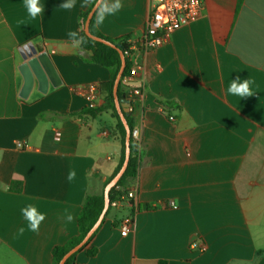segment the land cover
<instances>
[{"label":"crops","instance_id":"0c3cea01","mask_svg":"<svg viewBox=\"0 0 264 264\" xmlns=\"http://www.w3.org/2000/svg\"><path fill=\"white\" fill-rule=\"evenodd\" d=\"M63 2L40 0L45 11L33 20L23 0H0V264H52L53 248L78 235L86 197L103 192L121 160L101 88L111 71L67 35H81L80 15L90 5L77 0L69 11ZM121 2L99 31L140 37L150 0ZM203 3L196 21L138 55L144 70L125 82L143 91L129 113L138 130L137 175L121 188L136 196L111 209L78 264H264V0ZM29 43L47 53L61 84L43 92L36 81L24 98L19 67ZM238 76L254 81L253 96L226 92ZM89 87L96 88L92 109L101 111L73 116L91 109ZM29 204L46 215L38 234L21 215ZM127 219L131 231L122 236Z\"/></svg>","mask_w":264,"mask_h":264},{"label":"trees","instance_id":"16d2710c","mask_svg":"<svg viewBox=\"0 0 264 264\" xmlns=\"http://www.w3.org/2000/svg\"><path fill=\"white\" fill-rule=\"evenodd\" d=\"M92 9V5L89 6V8L82 12L80 15L81 21H82V27L83 30L81 31V36L85 38L87 43L82 45V49L84 51H89L91 52V61L97 65H100L102 67H105L111 71V79L107 82L101 83V88L107 95V109L111 110L113 117L117 121L116 129L118 132L119 140L121 142L122 150H121V160L120 163L113 174V176L104 183V188L108 184V182L120 171L124 160H125V142H126V131L124 128V125L117 113V110L115 108L114 104V96H113V86H114V81L116 79V76L120 70L121 67V58H120V53L117 48H113L110 46H107L103 43H99L94 41L93 39L89 38L85 32H84V26L86 23V20L88 18L89 12ZM90 32L96 36L103 38L107 41H110L114 43L117 47L122 49L123 52H125L128 49V44H127V38H117V39H112L109 37L104 36L99 29L95 26V14L93 18L91 19L90 22ZM130 61L127 60V65L126 69L124 71V74L122 76V79L120 81L119 87H118V98L121 103H125V78L128 75L129 69H130ZM101 110L100 109H86L82 111L81 113L78 114H73V116L77 115H82V114H89L92 116H95L98 114ZM126 119L127 122L131 128V131L133 130V121L130 117V114H126ZM130 148H131V156H130V161L128 164V167L118 182V184L112 188L110 191V202L114 201L117 199L118 195H120V192L118 191V188H124L125 183L128 179L134 178L137 175V170H138V150L135 148V140L131 137L130 141ZM12 190L15 191H20L21 190V183L20 182H13L12 184ZM105 204L104 200V189L103 192L100 195H89L86 197L83 207L79 213L78 216V235L71 237L66 241L65 244L59 245L53 248L52 250V264H60L62 258L64 255L73 247L78 245L86 236L88 231L93 227V225L96 223L98 220L100 214L103 211ZM112 207H109L106 216L109 214L111 211ZM105 216V217H106ZM101 227V226H100ZM99 227V229H100ZM99 229L94 233V235L90 238L88 243L84 245L78 252L73 254L66 262L65 264H78L77 263V256L80 252L85 250L89 243L92 241L96 233L99 231ZM97 254V250L95 248L90 249L87 251V255L89 257H93Z\"/></svg>","mask_w":264,"mask_h":264},{"label":"built area","instance_id":"2783aa9c","mask_svg":"<svg viewBox=\"0 0 264 264\" xmlns=\"http://www.w3.org/2000/svg\"><path fill=\"white\" fill-rule=\"evenodd\" d=\"M151 11L145 23L143 32L138 38H130L127 40L128 49L124 52L126 60H129L131 65L125 82L138 75L144 70L142 62L139 60L138 55H147L157 48L169 42L172 34L180 29L182 26L188 25L196 21L203 10V0H150ZM82 91V90H81ZM87 93L89 97L91 108L94 106L96 97V88L89 87L83 92ZM143 95L142 89L125 84V103L128 104V113L134 111V102L141 98ZM164 111V109H163ZM171 121L175 118L169 116ZM131 137L134 140L138 139V130L131 131ZM20 149L27 148L28 145L19 142ZM120 195L117 199L110 202V207L118 209L123 205L128 204L136 196L135 190L124 191L118 188ZM174 207V204H170ZM132 220H124L120 225V233L122 236H127L131 231ZM192 249L204 251L205 246L192 244Z\"/></svg>","mask_w":264,"mask_h":264},{"label":"water","instance_id":"95a60500","mask_svg":"<svg viewBox=\"0 0 264 264\" xmlns=\"http://www.w3.org/2000/svg\"><path fill=\"white\" fill-rule=\"evenodd\" d=\"M95 12L93 10V7L91 11L89 12L88 18L86 20L85 26H84V32L85 34L93 39L96 42L103 43L107 46L117 48L120 53L121 58V67L120 70L116 76V79L114 81L113 86V96H114V104L115 108L117 110V113L124 125L125 131H126V142H125V160L124 163L120 169V171L108 182L104 189V208L102 213L100 214L98 220L93 225V227L88 231L84 239L75 247L70 249L62 258L60 264H65V262L76 252H78L84 245L88 243L90 238L94 235V233L99 229V227L102 225L103 220L106 216V213L110 207V191L112 188H114L122 176L124 175L131 156V148H130V141H131V128L127 122L126 114L128 113V104L127 103H121L118 98V87L120 84V81L122 79V76L124 74V71L126 69L127 60L124 55V52L122 49L117 47L114 43L107 41L103 38L96 37L90 32V22L93 18ZM22 57L24 60V63L19 67L20 72L23 75L24 78V87L22 90V97H26L27 94L32 90L35 82L37 81L39 84V89L43 92L46 91L48 83L51 82L54 87H57L61 84V82L58 79L57 73L55 69L53 68V65L51 64L50 58L47 55V53H38L36 48L33 46L32 43H29L28 45H25L22 49Z\"/></svg>","mask_w":264,"mask_h":264},{"label":"clouds","instance_id":"9594fccd","mask_svg":"<svg viewBox=\"0 0 264 264\" xmlns=\"http://www.w3.org/2000/svg\"><path fill=\"white\" fill-rule=\"evenodd\" d=\"M24 7L27 11L28 17L35 20L40 17L44 11L45 7L40 4V0H23ZM92 5L95 12V26L99 28L103 25L106 17L115 15L122 7L123 4L121 0H82L80 4L81 8H86ZM77 6V0H64L60 4V8L64 10H72ZM20 24H24L25 21H19ZM69 40L71 41L72 47L80 49L82 45L87 43L85 38L81 36L77 31H69L67 33ZM254 81L246 78L241 79L239 76L236 79H232L226 92L232 96L239 98L251 97L255 94L252 85ZM76 173L74 170L69 171L68 180L72 181L75 179ZM21 215L27 222V228L33 233H39L41 224L45 221L46 215L38 210L35 205L29 204L21 209ZM65 218L67 221L71 222L73 216L66 211ZM24 228L20 229V233L23 234Z\"/></svg>","mask_w":264,"mask_h":264}]
</instances>
